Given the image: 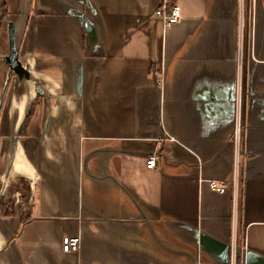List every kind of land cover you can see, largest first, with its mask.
I'll return each instance as SVG.
<instances>
[{
	"label": "crops",
	"instance_id": "0c3cea01",
	"mask_svg": "<svg viewBox=\"0 0 264 264\" xmlns=\"http://www.w3.org/2000/svg\"><path fill=\"white\" fill-rule=\"evenodd\" d=\"M5 1L0 264H264V0Z\"/></svg>",
	"mask_w": 264,
	"mask_h": 264
},
{
	"label": "built area",
	"instance_id": "2783aa9c",
	"mask_svg": "<svg viewBox=\"0 0 264 264\" xmlns=\"http://www.w3.org/2000/svg\"><path fill=\"white\" fill-rule=\"evenodd\" d=\"M156 15L159 19L162 20L164 26L166 28L171 27L177 23H179L182 19V10L181 8L176 4L175 0H164L163 5L157 10ZM240 133V127L237 125V129L235 131V141H236V172H237V179H238V166H239V149H238V138ZM158 155L152 154L148 161H147V168L148 169H156L158 167ZM237 182H235V185ZM211 187L213 190L224 193L226 188L218 183L212 182ZM236 214H237V202H236V196L234 201V217L236 220ZM62 249L65 253H72L76 252L79 253L81 250V241L80 238H70L65 237L62 240Z\"/></svg>",
	"mask_w": 264,
	"mask_h": 264
},
{
	"label": "water",
	"instance_id": "95a60500",
	"mask_svg": "<svg viewBox=\"0 0 264 264\" xmlns=\"http://www.w3.org/2000/svg\"><path fill=\"white\" fill-rule=\"evenodd\" d=\"M8 43L9 55L5 58V63L11 70L18 73L23 72L19 62V53L16 46V26L13 22H10L8 25Z\"/></svg>",
	"mask_w": 264,
	"mask_h": 264
},
{
	"label": "rangeland",
	"instance_id": "374dc122",
	"mask_svg": "<svg viewBox=\"0 0 264 264\" xmlns=\"http://www.w3.org/2000/svg\"><path fill=\"white\" fill-rule=\"evenodd\" d=\"M5 0H0V35L7 31V6Z\"/></svg>",
	"mask_w": 264,
	"mask_h": 264
}]
</instances>
